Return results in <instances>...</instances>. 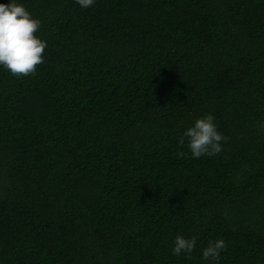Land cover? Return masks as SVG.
Masks as SVG:
<instances>
[{
	"label": "trees",
	"instance_id": "16d2710c",
	"mask_svg": "<svg viewBox=\"0 0 264 264\" xmlns=\"http://www.w3.org/2000/svg\"><path fill=\"white\" fill-rule=\"evenodd\" d=\"M19 2L47 46L0 67V264H213L218 237L264 264V0ZM205 113L227 140L192 158Z\"/></svg>",
	"mask_w": 264,
	"mask_h": 264
},
{
	"label": "clouds",
	"instance_id": "9594fccd",
	"mask_svg": "<svg viewBox=\"0 0 264 264\" xmlns=\"http://www.w3.org/2000/svg\"><path fill=\"white\" fill-rule=\"evenodd\" d=\"M82 8L87 9L95 4L96 0H75ZM42 21L32 13L19 0H0V67L13 75H28L34 73L36 65L44 60L43 52L47 41L37 35ZM264 131V121L257 125ZM187 138V147L192 158L202 155L214 156L222 151L221 141L227 136L218 129L212 113H205L197 117L193 123L183 130L180 143ZM228 247L222 237L209 240L201 249L202 258L219 264L222 251ZM196 248V237H186L177 233L174 237L171 252L179 256L183 253L190 257Z\"/></svg>",
	"mask_w": 264,
	"mask_h": 264
}]
</instances>
